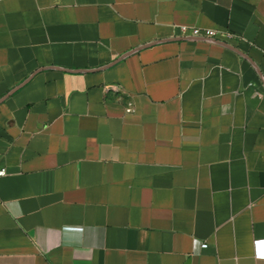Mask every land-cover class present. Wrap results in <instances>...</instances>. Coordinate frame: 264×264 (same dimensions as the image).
<instances>
[{"label": "crops", "instance_id": "obj_1", "mask_svg": "<svg viewBox=\"0 0 264 264\" xmlns=\"http://www.w3.org/2000/svg\"><path fill=\"white\" fill-rule=\"evenodd\" d=\"M0 170V264H264V0H0Z\"/></svg>", "mask_w": 264, "mask_h": 264}, {"label": "built area", "instance_id": "obj_2", "mask_svg": "<svg viewBox=\"0 0 264 264\" xmlns=\"http://www.w3.org/2000/svg\"><path fill=\"white\" fill-rule=\"evenodd\" d=\"M183 30L186 31L187 29H186V28H183ZM193 34H194V36H196V37H200V36H202V35H201V31L198 30V29H195V30L193 31ZM207 35H208L209 37H215L216 33L213 32V31H209V32H207ZM126 112H127V114H133V113L135 112V105H134L133 101H130V102L127 104ZM4 175H5V171H4V170H0V177H2V176H4ZM203 247H204V246H203Z\"/></svg>", "mask_w": 264, "mask_h": 264}]
</instances>
